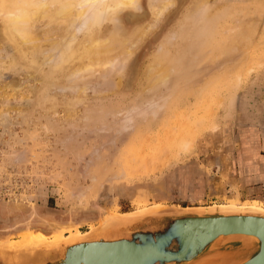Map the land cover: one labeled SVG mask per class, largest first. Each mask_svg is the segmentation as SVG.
I'll use <instances>...</instances> for the list:
<instances>
[{
	"label": "rangeland",
	"instance_id": "374dc122",
	"mask_svg": "<svg viewBox=\"0 0 264 264\" xmlns=\"http://www.w3.org/2000/svg\"><path fill=\"white\" fill-rule=\"evenodd\" d=\"M161 1L110 13L100 35L120 27L106 41L132 50L75 75L58 51L3 39L0 17V244L155 203L264 207V0L157 13ZM67 27L45 16L35 28L48 41ZM91 31L73 39L76 59Z\"/></svg>",
	"mask_w": 264,
	"mask_h": 264
},
{
	"label": "water",
	"instance_id": "95a60500",
	"mask_svg": "<svg viewBox=\"0 0 264 264\" xmlns=\"http://www.w3.org/2000/svg\"><path fill=\"white\" fill-rule=\"evenodd\" d=\"M210 204L115 213L72 242L0 246V264H264V211Z\"/></svg>",
	"mask_w": 264,
	"mask_h": 264
},
{
	"label": "bare ground",
	"instance_id": "6f19581e",
	"mask_svg": "<svg viewBox=\"0 0 264 264\" xmlns=\"http://www.w3.org/2000/svg\"><path fill=\"white\" fill-rule=\"evenodd\" d=\"M137 2L138 0H0V17L2 18L3 29H4L2 37L3 39H8L9 37L13 38L15 42L19 43L21 47L30 48L29 50L31 51V53L34 51H36V53L38 52L42 53L45 51L47 52L48 49L58 51L57 53L58 60L60 61L66 60L68 62L71 61L72 63V65L69 68L68 74L69 72L71 73L73 72L74 74L76 71L78 72L80 70H87V69L96 70L95 67L97 68L105 67L107 69L108 66H111L112 63H114L112 62L113 59L115 60L116 58L115 62L119 61L123 53H128L129 51L132 50V49L129 50L128 48L132 46L131 44H133L134 41L133 42L131 41L132 42V43L130 42L131 44L129 43L131 45L130 47H125V49L119 48L121 51L118 50L119 53H115L116 51H114V48L115 47L117 48L116 45H118V43L115 44L113 39L115 38L117 40L120 39L119 38L120 36L118 33V30L120 27L118 29L116 28L115 32L112 31V29H110L111 35L115 33L114 38L111 39V43H114V44H111L108 41H106L107 39L110 38L111 35H109V38L107 37L106 39L105 38L106 34L109 32L107 31V33L104 35L103 32L105 29L102 30L101 26L103 25L105 21H107V19L109 18L108 15L110 13H113V12L116 13L117 9L121 7L122 5L128 6V5L135 4ZM160 4L162 5L160 6ZM169 4L171 6L170 0H162L158 6L155 5L156 8H159L160 6V8L158 9L159 11L156 9L155 10L158 13L162 11L166 6L169 7ZM198 6H201V5H197V7ZM45 16L48 17L49 21L51 20L56 23L61 22L64 24L65 23L68 24V27L65 30V32L55 34L53 38L51 37L52 39H50V36L47 37L49 38L48 41L47 39H44V37L42 36V33L37 31L35 27H36V22L38 21V19L45 17ZM154 17H155V20H157L156 18L158 17L154 15L152 19H154ZM154 23L152 20L151 23L147 24L145 29L143 28L144 30H142L141 32L138 31L139 33L137 32V35L135 34L137 37L136 39L138 41L141 40L154 27ZM116 24H115V27L118 26V25L116 26ZM113 30H114V27H113ZM82 31L84 32L91 31L93 33L91 34L90 32L91 35H89L88 37L85 36L86 37L84 38L85 41L82 42V45L80 47L81 48L80 55H78L79 57L78 59H76L75 51L72 49L74 48L72 41L77 35V33L82 32ZM100 34H103V36L105 37L101 36ZM136 39L134 38V40ZM124 41L120 43L123 44ZM138 41L135 43H138ZM24 50H27V49H24ZM112 50L114 51V55L117 54L116 55L117 57L112 58V60H110L111 58L110 56L112 57L114 56L111 53ZM44 55L46 56V54ZM118 65H120V62ZM99 70L101 69L99 68ZM210 207L211 208L212 207L248 208V209H253V210L264 211V207H259L254 204L253 205H235V204H229V203L228 204H215V205L213 204ZM127 213H122V214L125 215ZM112 216L113 215H110L108 218H106V220H104L103 223H106L107 221H111V220L113 221L114 218H112ZM52 224L53 223L51 222L50 225ZM94 228L95 227H90L89 228L90 231L89 232L87 231V233H82L76 230L67 236H64L62 232H59L57 230L51 231L53 232V235L50 234L51 236H46L37 231H33V232L32 231H28V232L22 231L20 233V240L18 241L17 240L15 241L5 240L3 243L0 244V246L13 248V247H21V246L30 245V244L36 245L42 241H49L50 243H55V244H59L60 242H63V243L72 242L74 240L82 238L83 236L89 235V233L92 234V232L95 231Z\"/></svg>",
	"mask_w": 264,
	"mask_h": 264
},
{
	"label": "flooded vegetation",
	"instance_id": "af4514ba",
	"mask_svg": "<svg viewBox=\"0 0 264 264\" xmlns=\"http://www.w3.org/2000/svg\"><path fill=\"white\" fill-rule=\"evenodd\" d=\"M6 220H4V222H5ZM0 222H3L2 220H0Z\"/></svg>",
	"mask_w": 264,
	"mask_h": 264
}]
</instances>
